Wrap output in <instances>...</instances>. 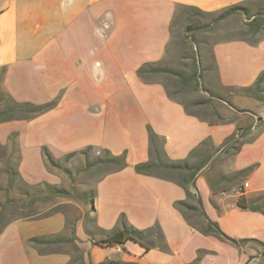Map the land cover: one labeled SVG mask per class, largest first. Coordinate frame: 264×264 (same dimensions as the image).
I'll list each match as a JSON object with an SVG mask.
<instances>
[{"label":"crops","instance_id":"obj_1","mask_svg":"<svg viewBox=\"0 0 264 264\" xmlns=\"http://www.w3.org/2000/svg\"><path fill=\"white\" fill-rule=\"evenodd\" d=\"M248 2L0 0V105L8 97L35 105L54 102L30 119L0 121V145L17 157L20 178L28 185L57 183L43 149L55 159L86 148L125 155L124 168L105 165L112 167L96 181L93 202L87 203L102 238L124 215L129 225L148 232L145 244L98 246L86 236L76 245L83 264H264V215L237 205L264 191V108L255 115L241 104L247 97L242 89L264 71V35L199 49L203 81L225 101L211 98L197 112L163 82H143L137 75L143 64L166 60L177 20L186 13L213 16ZM251 124L238 149L217 151L238 127ZM148 127L156 135L152 144ZM150 148L160 160L186 161L190 169H172L169 178L137 173L135 166L150 160ZM196 167L190 184L205 215L175 207L178 201L196 207L182 185ZM204 216L237 243L210 231ZM40 218L6 226L0 264H71L68 250L41 254L29 242L62 232L37 233L35 225L46 219ZM86 250L92 261L83 258Z\"/></svg>","mask_w":264,"mask_h":264},{"label":"rangeland","instance_id":"obj_2","mask_svg":"<svg viewBox=\"0 0 264 264\" xmlns=\"http://www.w3.org/2000/svg\"><path fill=\"white\" fill-rule=\"evenodd\" d=\"M247 8L252 17L258 12L264 13V0H249ZM217 18V15L201 16L190 13H186L184 18H179L170 44V52L161 64L162 67L171 72H160L151 78L154 81L163 82L172 96L185 102L189 111L197 112L199 103H208L207 98L210 97V94L216 95L212 90H209V87L203 81V71L205 69L202 63L203 56L200 59L199 49L204 44L210 45L212 42L222 39H255L264 35V20L261 23L260 30L252 32L246 26L248 21L242 13L235 16L231 15L225 20H217ZM188 26L192 29L188 30ZM191 34H193L195 43L190 41ZM195 65L198 70L199 88L195 85V81L191 79V75L196 69ZM241 104L243 108H247L245 110L251 111L255 115L258 114L256 110L260 111L264 108L263 101L251 96H247ZM203 106L205 107L207 104H203ZM234 109L236 110V108ZM3 152L0 150V171L2 172L0 173V203L5 199V187L8 181V176L4 172L7 155ZM95 156H102V153L91 152L89 157L82 155H75L67 159L63 157L59 159V162L48 167V170L56 175L57 183L55 185L65 189L68 196L55 198L47 204H41L40 207L48 209L47 211H59L54 212L51 216L43 217L46 219L40 218L43 220L35 225L36 232L39 234L62 231L58 234L65 239L63 242L52 246H41V249L46 251L68 250L72 256L71 264L84 263L81 260V252L76 245L80 244L81 241L84 242L86 236L92 240L102 238L99 230L94 225L91 207L87 201L94 190L96 181L112 166L102 165L98 167L91 165L90 163H92ZM12 159L15 162L17 161L16 156H12ZM40 188L41 191H45L43 187ZM41 191L38 192L43 195L44 192ZM18 193L19 190L17 189L11 190L9 197L15 198ZM29 193L33 194L32 189H29ZM22 195L25 198L27 197L25 192ZM78 232L80 233L77 234ZM83 258L92 261L90 251L86 250Z\"/></svg>","mask_w":264,"mask_h":264},{"label":"trees","instance_id":"obj_3","mask_svg":"<svg viewBox=\"0 0 264 264\" xmlns=\"http://www.w3.org/2000/svg\"><path fill=\"white\" fill-rule=\"evenodd\" d=\"M246 13V18L252 17L248 11L247 7H244L240 4L230 6L224 10H221L218 13H214L217 15V20L229 17L236 13ZM197 14L201 16H209L212 14L204 13L201 11H196ZM264 20V13L258 12L255 14V16L252 18V20L248 21L246 23V26L251 29L252 32H258L261 28V23ZM188 30H191V27H187ZM190 41L192 43H195L193 34L190 36ZM194 55V51H193ZM196 66V65H195ZM160 72H171L168 71V69L161 66V63H145L142 66H140L137 70L138 77L143 82H151V77L154 76L157 73ZM194 73L191 75V79L195 81V85L199 88V78H198V70L197 66ZM264 71L258 76L256 82L251 87L243 88V94L246 96H251L260 99L264 102ZM211 98L223 100L218 95L210 94V97L207 98L209 101ZM228 103V102H227ZM54 106V102L47 103L43 105H35L29 102H23V103H17L15 102L11 97H8L1 105H0V121H10V120H16V119H30L34 117L35 115H38L49 108ZM246 111V110H244ZM261 124V119H258V123L256 126H259ZM254 126L251 124L247 127L241 128L238 127L236 131L230 135L220 146V148L217 149V151H223L227 148H236L238 149L245 141L244 138L251 132L252 128ZM148 133L150 138V143H153V140L156 138V135L153 133V131L148 127ZM0 150L4 151L7 155L6 157V166L4 169V172L8 176L7 185L5 187V199L3 202L0 203V233L6 228V226L18 219H28V218H40V217H46L52 215L54 212H57L59 210H52V211H45L44 208L40 207L41 204H47L51 202L55 198H63L67 196V191L61 187H58L57 185H51L49 183L43 182L37 185H28L26 184L19 176L18 172V163L15 162L12 159V155L7 154L5 147L0 145ZM92 148H86L84 150H81L79 152H74L66 155L64 159L70 158L75 155H82L85 157H89L90 152L92 151ZM44 158L46 160V165L49 167L50 165L55 164L56 162H59V159H55L46 149H43ZM161 155L159 152L154 150L153 148H150V160L146 163H141L135 166V171L137 173H143V174H151L163 178H169L172 174V169H181V170H188L189 164L186 161H181L177 163H170L166 162L165 160H160ZM93 166L97 165H115L114 170L122 169L126 166L125 162V155L121 154L118 156L111 155L108 151L103 150L102 156H95L93 158L92 163H90ZM200 170V167H196L192 170L190 180L186 181L182 185L184 186L187 196L194 199L196 202V207H193L192 205H189L186 201H178L175 203V207H177L179 210L183 209H196L199 210L201 215H205L202 207H201V201L199 196L196 193V188L194 186V182L190 184L191 180H194L195 176L197 175L198 171ZM112 172V171H111ZM0 173H2L0 171ZM22 186V187H21ZM40 187H43L45 191H41L42 189ZM25 190H24V189ZM19 190V193L17 194V197L10 198L9 193L11 190ZM29 189H32L33 194L29 193ZM190 189L194 190V193H191ZM25 192L27 197H23L22 193ZM41 191L43 195L39 194ZM90 204L93 202V192L91 193L90 197ZM262 201H264V191L260 193L258 196L251 198V199H239L237 202V205L240 208H246L252 211L260 212L264 215V209ZM42 208V209H40ZM205 217V216H204ZM205 220L207 222L208 228L210 231L215 233L220 238L227 240L231 243H237L236 240H233L223 234L218 225L215 222H212L208 220L205 217ZM156 229V228H154ZM147 231L144 230H138L134 228L133 226L129 225L124 217V215H121L118 220V226L111 231L107 237L101 238L98 240H94L93 244L98 246H112V245H122L127 240H133L136 242H139L140 244H145V239L147 237ZM65 239L61 237L59 234H52V235H43L31 238L29 240L30 243H32L35 246H40V253L46 254L48 251L41 249V246H52L55 244H59L63 242ZM248 240L244 239L241 240V242H246ZM262 246H264V243H261ZM147 248V246H146ZM92 264V263H89ZM104 264V263H101Z\"/></svg>","mask_w":264,"mask_h":264},{"label":"water","instance_id":"obj_4","mask_svg":"<svg viewBox=\"0 0 264 264\" xmlns=\"http://www.w3.org/2000/svg\"><path fill=\"white\" fill-rule=\"evenodd\" d=\"M242 15H243L244 17H246V13L242 12ZM252 18H253V17L247 18V21L252 20Z\"/></svg>","mask_w":264,"mask_h":264},{"label":"built area","instance_id":"obj_5","mask_svg":"<svg viewBox=\"0 0 264 264\" xmlns=\"http://www.w3.org/2000/svg\"><path fill=\"white\" fill-rule=\"evenodd\" d=\"M247 185H248V184L245 183V184H244V187H247Z\"/></svg>","mask_w":264,"mask_h":264}]
</instances>
